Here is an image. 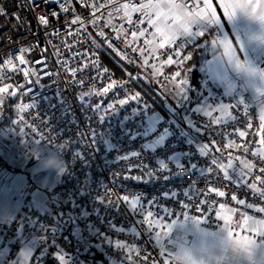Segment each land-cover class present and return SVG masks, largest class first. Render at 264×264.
Instances as JSON below:
<instances>
[{
	"label": "built area",
	"instance_id": "2783aa9c",
	"mask_svg": "<svg viewBox=\"0 0 264 264\" xmlns=\"http://www.w3.org/2000/svg\"><path fill=\"white\" fill-rule=\"evenodd\" d=\"M151 1L0 0L1 164L4 147L23 146L20 156L41 143L67 172L6 224L4 264L27 246L28 264H177L179 225L216 228L227 210L242 215L243 235L262 221L264 240V92L236 99L204 77L189 85L181 123L103 59L158 90L182 87L195 47L176 38L155 49ZM170 1L198 13L195 0Z\"/></svg>",
	"mask_w": 264,
	"mask_h": 264
},
{
	"label": "crops",
	"instance_id": "0c3cea01",
	"mask_svg": "<svg viewBox=\"0 0 264 264\" xmlns=\"http://www.w3.org/2000/svg\"><path fill=\"white\" fill-rule=\"evenodd\" d=\"M198 13L176 7L170 0L148 3V21L158 42L155 49L176 38L188 44H198L203 49L201 73L216 84L222 85L236 99L248 97L249 90L239 68L259 71L264 79V0H195ZM225 18L226 24L222 22ZM213 21V26L206 23ZM199 27V34L194 28ZM229 27L234 36L227 34ZM239 47V51L237 50ZM239 52L247 64L239 61ZM264 92V89H263ZM263 92L255 99H258ZM21 170L4 168L0 172V246L2 230L17 218L23 204L41 206L46 194L30 193L27 179ZM242 215L227 210L221 224L209 228L197 223L179 225L175 242L177 264H264V240L255 237L263 231V222L249 221L250 234H241ZM32 249L27 246L18 264H28ZM0 253V264H4Z\"/></svg>",
	"mask_w": 264,
	"mask_h": 264
},
{
	"label": "rangeland",
	"instance_id": "374dc122",
	"mask_svg": "<svg viewBox=\"0 0 264 264\" xmlns=\"http://www.w3.org/2000/svg\"><path fill=\"white\" fill-rule=\"evenodd\" d=\"M235 72L243 79L250 97L257 98L263 92L264 79L259 71L252 68H239ZM179 81L182 87L178 91L171 92L169 90V98L178 105L185 101L186 91L190 85L186 84L184 78ZM167 105L169 106V104ZM171 109L172 112L176 113L175 108L171 107ZM29 143L27 141L25 145ZM33 145L34 149L31 153H23L20 156L18 152L24 148L23 146L10 147L8 145L4 147L2 152L7 155V162L0 165V172L4 168L19 169L23 177L27 179L26 188L29 189L30 193L39 192L41 196L48 195L60 182L66 180V168L60 162L56 149L41 143H33Z\"/></svg>",
	"mask_w": 264,
	"mask_h": 264
},
{
	"label": "trees",
	"instance_id": "16d2710c",
	"mask_svg": "<svg viewBox=\"0 0 264 264\" xmlns=\"http://www.w3.org/2000/svg\"><path fill=\"white\" fill-rule=\"evenodd\" d=\"M195 47V56L194 58L186 65L183 73L179 76V80L185 79L186 84H195L201 86L203 83V74L201 73V66L204 59L203 49L194 44ZM103 59L109 63V65L121 75H129L137 84L139 90L144 94L148 95L151 100L161 108L165 116H174L179 122H184V115L182 109L179 107L178 103H174L169 98V89L164 88L158 90V84L154 83L153 80L142 74L135 66L131 64H121L115 60L111 55L104 53ZM172 101V102H171ZM171 102V103H170ZM169 104V106L167 105ZM173 107L177 111L176 113L172 112L168 107ZM19 170V169H16Z\"/></svg>",
	"mask_w": 264,
	"mask_h": 264
},
{
	"label": "water",
	"instance_id": "95a60500",
	"mask_svg": "<svg viewBox=\"0 0 264 264\" xmlns=\"http://www.w3.org/2000/svg\"><path fill=\"white\" fill-rule=\"evenodd\" d=\"M0 165H1V159H0Z\"/></svg>",
	"mask_w": 264,
	"mask_h": 264
}]
</instances>
